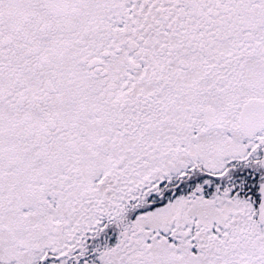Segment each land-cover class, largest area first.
Masks as SVG:
<instances>
[{"label": "snow or ice", "instance_id": "6c2138e0", "mask_svg": "<svg viewBox=\"0 0 264 264\" xmlns=\"http://www.w3.org/2000/svg\"><path fill=\"white\" fill-rule=\"evenodd\" d=\"M0 264H264V0H0Z\"/></svg>", "mask_w": 264, "mask_h": 264}]
</instances>
